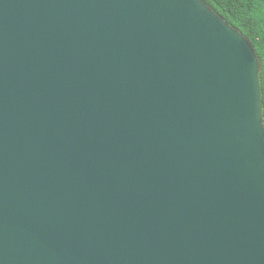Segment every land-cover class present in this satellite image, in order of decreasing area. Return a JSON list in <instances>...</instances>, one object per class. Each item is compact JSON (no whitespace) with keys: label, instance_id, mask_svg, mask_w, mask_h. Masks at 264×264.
<instances>
[{"label":"water","instance_id":"1","mask_svg":"<svg viewBox=\"0 0 264 264\" xmlns=\"http://www.w3.org/2000/svg\"><path fill=\"white\" fill-rule=\"evenodd\" d=\"M203 0H0V264H264V104Z\"/></svg>","mask_w":264,"mask_h":264},{"label":"trees","instance_id":"2","mask_svg":"<svg viewBox=\"0 0 264 264\" xmlns=\"http://www.w3.org/2000/svg\"><path fill=\"white\" fill-rule=\"evenodd\" d=\"M252 44L261 62L264 104V0H203Z\"/></svg>","mask_w":264,"mask_h":264}]
</instances>
